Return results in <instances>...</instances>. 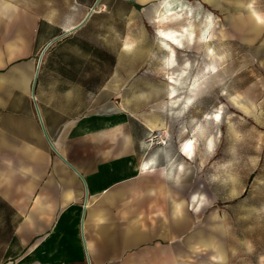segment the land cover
Listing matches in <instances>:
<instances>
[{"label":"crops","instance_id":"0c3cea01","mask_svg":"<svg viewBox=\"0 0 264 264\" xmlns=\"http://www.w3.org/2000/svg\"><path fill=\"white\" fill-rule=\"evenodd\" d=\"M163 1L0 0V264H229L208 114L117 79L132 28L179 14ZM206 1L250 7L264 44V0ZM159 31L173 69L181 30Z\"/></svg>","mask_w":264,"mask_h":264},{"label":"rangeland","instance_id":"374dc122","mask_svg":"<svg viewBox=\"0 0 264 264\" xmlns=\"http://www.w3.org/2000/svg\"><path fill=\"white\" fill-rule=\"evenodd\" d=\"M198 1L164 0L162 8L170 3L179 14L161 23L158 16L147 33L142 26L132 28L139 40H131L130 55L120 58L130 72L117 79L131 82L125 89L131 98L170 102L173 110L196 119L208 114L212 156L220 159L225 182L219 203L230 225L229 264H264V44L251 42L250 7ZM189 20L194 34L186 38L182 26ZM160 24L183 32L180 42L170 39L178 63L173 69ZM170 75L176 79L177 106L169 99Z\"/></svg>","mask_w":264,"mask_h":264},{"label":"bare ground","instance_id":"6f19581e","mask_svg":"<svg viewBox=\"0 0 264 264\" xmlns=\"http://www.w3.org/2000/svg\"><path fill=\"white\" fill-rule=\"evenodd\" d=\"M164 7V6H163ZM173 10H172V7H166L165 9H164V14L165 13H171ZM175 11V10H174ZM173 14V13H172ZM167 17V16H166ZM169 17V16H168ZM185 27V26H184ZM173 31V30H172ZM182 32V31H181ZM163 34L165 35V33L163 32ZM164 37V36H163ZM172 38V40L173 41H178V42H180L179 40H178V38L177 37H171ZM172 52H173V49H172ZM171 58V57H170ZM174 58V56H173V54H172V59ZM175 61V60H174ZM173 61V62H174ZM171 62V61H170ZM169 63V62H168ZM171 64H172V62H171ZM174 64V63H173ZM169 66V65H168ZM170 77V81H172V82H176V79H175V77L173 76V75H170L169 76ZM170 97H171V99H172V104L173 105H175V106H177L178 104L177 103H175L176 102V97H177V94H176V88L173 86V84L171 85V90H170ZM189 98V97H188ZM215 116L216 117H218V114L217 113H215ZM190 143V142H189Z\"/></svg>","mask_w":264,"mask_h":264},{"label":"built area","instance_id":"2783aa9c","mask_svg":"<svg viewBox=\"0 0 264 264\" xmlns=\"http://www.w3.org/2000/svg\"><path fill=\"white\" fill-rule=\"evenodd\" d=\"M162 131L160 129L153 130L149 136L147 137V142L152 144H165L166 143V137H164L161 133Z\"/></svg>","mask_w":264,"mask_h":264}]
</instances>
